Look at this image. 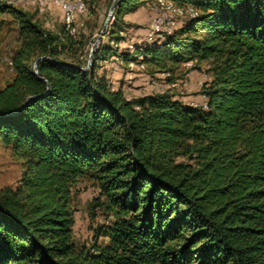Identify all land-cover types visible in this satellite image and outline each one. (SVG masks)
Returning <instances> with one entry per match:
<instances>
[{
  "label": "trees",
  "instance_id": "obj_1",
  "mask_svg": "<svg viewBox=\"0 0 264 264\" xmlns=\"http://www.w3.org/2000/svg\"><path fill=\"white\" fill-rule=\"evenodd\" d=\"M146 1L157 0H118L113 25ZM169 1L198 13L133 51L167 79L208 63L204 105L166 91L125 97L94 72L108 46L81 70L82 41L0 0L18 42L0 145L23 170L0 187V264H264V0ZM81 179L98 187L91 214L110 217L96 229L103 245L73 241Z\"/></svg>",
  "mask_w": 264,
  "mask_h": 264
},
{
  "label": "rangeland",
  "instance_id": "obj_2",
  "mask_svg": "<svg viewBox=\"0 0 264 264\" xmlns=\"http://www.w3.org/2000/svg\"><path fill=\"white\" fill-rule=\"evenodd\" d=\"M2 1L14 5L13 0ZM84 1L86 11L76 17L74 33H68L73 39L82 41L81 54L87 62L90 47L106 22L112 0ZM24 2L27 3H16L14 6L33 13L35 18L47 29L58 32L64 27V30H67L64 24V15L59 6L49 0H24ZM153 3L143 2L138 5L135 11L122 14L113 25L114 9L112 16L106 22L105 33L97 48L108 46L112 51L106 58L96 62L94 72L97 76H104L111 88H121L127 98H137L166 91L190 104L202 105L205 101L202 95L203 86L211 78L208 63L181 64L172 70L171 79H167L163 73L153 71L150 67L146 66L147 68L144 67L143 70L135 67L130 69L124 60L122 64H118L114 59L116 52L124 50H128L129 55L135 58L140 55L133 51L132 44L142 45L145 43V37L151 30L152 19L156 17L155 11L151 8ZM183 20V17H176L175 24L169 25L165 22L164 26L165 28L171 27L170 31H172L179 28L180 22ZM116 36L120 39H115ZM17 46L16 24L9 14H0V87L13 77L10 57ZM22 172L20 159L13 154L10 147L0 145V187H15ZM97 196L98 187L88 179L77 181L73 187L74 225L72 238L77 245L88 246L94 242L100 245L106 243V237L97 234L96 229L108 224L110 217L100 206L95 209L94 216L91 214L93 199Z\"/></svg>",
  "mask_w": 264,
  "mask_h": 264
},
{
  "label": "built area",
  "instance_id": "obj_3",
  "mask_svg": "<svg viewBox=\"0 0 264 264\" xmlns=\"http://www.w3.org/2000/svg\"><path fill=\"white\" fill-rule=\"evenodd\" d=\"M53 4L59 6L64 15V24L70 34L75 31L74 22L78 14L86 11V4L84 0H49ZM152 10L155 11L156 17L152 19L151 30L145 37V43H154L156 40L159 42L163 38L164 33L171 32L170 28H165L164 23L167 22L169 25L175 24L174 20L176 17L183 18H194L197 15V10L191 5H179L169 0H157L152 6ZM133 49V46H132ZM115 61L118 64H122L123 59L118 52L114 55ZM142 56H137L136 61H129L126 64L130 69L137 68L143 70L145 65L140 62ZM164 76L168 77L169 73H163ZM204 105V104H203Z\"/></svg>",
  "mask_w": 264,
  "mask_h": 264
},
{
  "label": "water",
  "instance_id": "obj_4",
  "mask_svg": "<svg viewBox=\"0 0 264 264\" xmlns=\"http://www.w3.org/2000/svg\"><path fill=\"white\" fill-rule=\"evenodd\" d=\"M117 1H118V0H112L111 4H110V6H109V11H108V14H107L106 22H107V21L110 19V17L112 16V13H113L114 9L116 8ZM106 22L104 23L103 28L100 30L98 36L96 37L95 41L92 43V45H91V47H90L89 54H88V57H87V62H86V64H85V66L80 67L79 69H81V70H86V69L89 67V65H90V63H91V61H92V59H93L94 53H95V51H96V49L98 48V45H99V43H100V39H101V37H102V36L104 35V33H105ZM40 58H44V57H40ZM40 58L36 59V60L34 61L33 65H32V72H33V73H35V65H36V62H37ZM39 79L42 80V81H45V79L42 78V77H39ZM47 89H48V85H47ZM28 99H29V98H27L26 101H27Z\"/></svg>",
  "mask_w": 264,
  "mask_h": 264
},
{
  "label": "crops",
  "instance_id": "obj_5",
  "mask_svg": "<svg viewBox=\"0 0 264 264\" xmlns=\"http://www.w3.org/2000/svg\"><path fill=\"white\" fill-rule=\"evenodd\" d=\"M13 4L15 5L16 3H21V4H26L27 2H24V0H13Z\"/></svg>",
  "mask_w": 264,
  "mask_h": 264
}]
</instances>
